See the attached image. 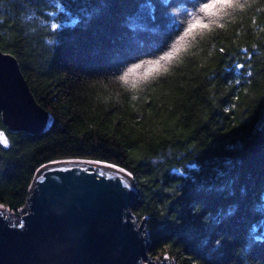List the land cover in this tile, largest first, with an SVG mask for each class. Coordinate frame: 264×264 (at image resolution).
<instances>
[{
    "label": "trees",
    "instance_id": "16d2710c",
    "mask_svg": "<svg viewBox=\"0 0 264 264\" xmlns=\"http://www.w3.org/2000/svg\"><path fill=\"white\" fill-rule=\"evenodd\" d=\"M239 2L196 29L167 73L122 81L113 42L159 41L187 19L183 0H0V48L55 118L44 133H14L0 114V205L25 206L42 164L102 160L135 178L131 211L153 258L208 264L215 238L229 248L264 238V0ZM56 3L66 10L52 17ZM240 256L264 264L261 251Z\"/></svg>",
    "mask_w": 264,
    "mask_h": 264
},
{
    "label": "water",
    "instance_id": "95a60500",
    "mask_svg": "<svg viewBox=\"0 0 264 264\" xmlns=\"http://www.w3.org/2000/svg\"><path fill=\"white\" fill-rule=\"evenodd\" d=\"M0 114L14 133L41 134L55 122L36 100L17 57L1 48ZM53 161L60 163L37 170L18 222L15 211L0 205V264H174L148 252L145 220L131 211L140 193L133 175L126 177L133 187L125 189L132 195L121 196L117 181L107 178L116 170L89 163L93 159Z\"/></svg>",
    "mask_w": 264,
    "mask_h": 264
},
{
    "label": "snow or ice",
    "instance_id": "6c2138e0",
    "mask_svg": "<svg viewBox=\"0 0 264 264\" xmlns=\"http://www.w3.org/2000/svg\"><path fill=\"white\" fill-rule=\"evenodd\" d=\"M183 2L186 5L183 15L187 19L176 21L175 30L159 41L145 43L140 40L138 43V37H121L113 42L112 47L108 50V58L114 76L118 75L119 80L125 81L130 75H134L138 71L144 72L145 75L156 72L167 73V62L185 46L186 41L196 29L209 28L216 23L219 14H227V9L243 7L239 0H183ZM187 5H191V11L188 10ZM52 26L56 27L55 24ZM220 51L223 52L224 49L222 48ZM4 143L6 144L7 141L4 140ZM58 163L60 162L50 161L49 165L42 164L41 169L46 170L50 165ZM89 163H94L97 166L104 165L107 169L116 170L118 174L115 176H107L105 171H99L98 174L102 177L107 176L109 180H116L119 195H132L131 191H125V189L133 187L131 182L126 179V177L132 176L131 172L102 160L89 161ZM119 173H125V177L122 178ZM228 215H231V209ZM245 248L247 249V259H256L258 251H261V255L264 257V238L246 240L236 245L235 248H229L225 238L220 236L215 238V247L206 251L205 259L208 264H222L223 259L227 257L228 264H232L233 260L234 264H246V259H241L240 256ZM212 257H215V260Z\"/></svg>",
    "mask_w": 264,
    "mask_h": 264
},
{
    "label": "rangeland",
    "instance_id": "374dc122",
    "mask_svg": "<svg viewBox=\"0 0 264 264\" xmlns=\"http://www.w3.org/2000/svg\"><path fill=\"white\" fill-rule=\"evenodd\" d=\"M56 5H57V10L56 11H53L52 13H51V16L52 17H55L57 14H58V11H60V12H63V11H65L66 10V8L61 4V3H56ZM72 21H75L76 19L74 18V17H72V19H71ZM0 137H2V139H0V143L1 142H3L4 143V140H6L7 142H8V135H7V133L3 130V129H1L0 128ZM21 212V211H20ZM13 218H14V222H18L19 221V215H18V212H16L14 215H12V220H13ZM139 222H142V220H140L139 219ZM144 224H145V230H146V221H144ZM147 231V230H146ZM167 256V257H166ZM169 258V259H171L170 257H169V255H165V256H163V257H156V258H154L156 261L157 260H163L164 258ZM172 260V259H171ZM146 262H147V260H145ZM172 262L174 263V264H177V262L175 261H173L172 260Z\"/></svg>",
    "mask_w": 264,
    "mask_h": 264
},
{
    "label": "bare ground",
    "instance_id": "6f19581e",
    "mask_svg": "<svg viewBox=\"0 0 264 264\" xmlns=\"http://www.w3.org/2000/svg\"><path fill=\"white\" fill-rule=\"evenodd\" d=\"M132 178V177H131ZM148 262V261H147ZM146 261H145V263H147ZM164 264H166V262L164 263Z\"/></svg>",
    "mask_w": 264,
    "mask_h": 264
}]
</instances>
